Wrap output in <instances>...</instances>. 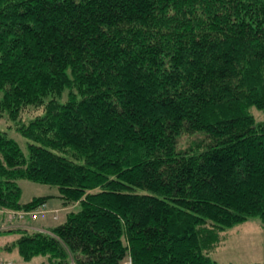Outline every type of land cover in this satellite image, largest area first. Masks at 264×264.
Returning <instances> with one entry per match:
<instances>
[{
    "label": "trees",
    "instance_id": "1",
    "mask_svg": "<svg viewBox=\"0 0 264 264\" xmlns=\"http://www.w3.org/2000/svg\"><path fill=\"white\" fill-rule=\"evenodd\" d=\"M0 91L30 140L0 130L5 220L51 210L21 179L81 205L10 229L22 259L220 264L228 229L264 223V0H0Z\"/></svg>",
    "mask_w": 264,
    "mask_h": 264
},
{
    "label": "rangeland",
    "instance_id": "2",
    "mask_svg": "<svg viewBox=\"0 0 264 264\" xmlns=\"http://www.w3.org/2000/svg\"><path fill=\"white\" fill-rule=\"evenodd\" d=\"M3 97V91H0V99ZM43 111L33 110L30 106L21 116L22 119H28L42 114ZM252 113L256 119H261L262 112L256 107L252 108ZM0 130L7 132L9 138L14 139L22 148L26 156H29V142L20 131L16 128V123L9 119L8 111H2L0 108ZM22 188L23 203H28L34 197L51 196L50 204H58L61 208L51 209L50 212L41 217L35 225L46 228H55L67 219L70 211L81 210V205L76 203L70 207H64L62 201L57 197L59 192L57 187L33 182L28 179L19 180ZM6 213L0 212V264H42L46 257L37 255L30 260L22 259L18 251V240L22 236L19 231H9L10 229L29 228L20 223L15 218L10 221L5 220ZM31 223V221H29ZM30 229V228H29ZM33 230V229H32ZM225 241L210 255L212 259L220 264H264V223L258 216L247 221L236 224L227 230ZM10 261V262H5ZM74 264V263H73Z\"/></svg>",
    "mask_w": 264,
    "mask_h": 264
},
{
    "label": "built area",
    "instance_id": "3",
    "mask_svg": "<svg viewBox=\"0 0 264 264\" xmlns=\"http://www.w3.org/2000/svg\"><path fill=\"white\" fill-rule=\"evenodd\" d=\"M44 213H46L45 204L41 205L38 209L34 211L13 213L12 217L17 218L20 221L26 219L27 217H31L32 219L35 220V219H38Z\"/></svg>",
    "mask_w": 264,
    "mask_h": 264
},
{
    "label": "crops",
    "instance_id": "4",
    "mask_svg": "<svg viewBox=\"0 0 264 264\" xmlns=\"http://www.w3.org/2000/svg\"><path fill=\"white\" fill-rule=\"evenodd\" d=\"M49 202H48V206L51 209L61 208L58 204L53 205V204H50ZM29 221H31V223ZM29 221L24 222L22 225L29 227L30 229L40 230V231H50V229H51V228H49V229L46 228L44 225L38 226V225H35L34 223H32V222H36V221H33V220H29ZM5 262H10V261H5Z\"/></svg>",
    "mask_w": 264,
    "mask_h": 264
}]
</instances>
